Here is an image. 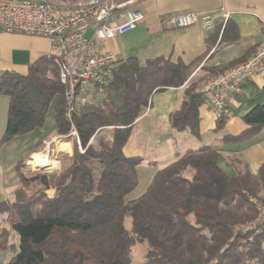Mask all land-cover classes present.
I'll list each match as a JSON object with an SVG mask.
<instances>
[{
  "label": "trees",
  "instance_id": "16d2710c",
  "mask_svg": "<svg viewBox=\"0 0 264 264\" xmlns=\"http://www.w3.org/2000/svg\"><path fill=\"white\" fill-rule=\"evenodd\" d=\"M196 66L162 57L117 61L105 88L73 106L66 103L54 56L38 59L25 75L0 73V95L8 98L0 145L44 127L52 108L53 133L74 130L83 150L74 142L71 155L57 158L59 170L29 176L21 170L25 159L17 160L20 187L11 202L0 201V215L19 239L6 264H130L136 242L147 244L145 264H264V222H254L250 202L264 201V164L256 173L244 166L229 176L211 146L189 149L158 169L141 196L126 200L138 185L142 159L125 156L123 148L140 109L154 93L182 86ZM203 103L186 88L168 116L170 127L199 137ZM242 121L248 131L238 141L264 128V103ZM224 122L223 115L217 118L216 132ZM9 237L0 231V252L13 248Z\"/></svg>",
  "mask_w": 264,
  "mask_h": 264
},
{
  "label": "crops",
  "instance_id": "0c3cea01",
  "mask_svg": "<svg viewBox=\"0 0 264 264\" xmlns=\"http://www.w3.org/2000/svg\"><path fill=\"white\" fill-rule=\"evenodd\" d=\"M136 8L144 16L142 22L130 32L101 42L104 52L112 53L117 61L131 57L140 64L158 57L172 63L197 64L182 86L154 93L149 106L140 109L123 148L125 156L142 159L137 167L138 176L140 169L146 170L151 181L155 172L172 162L177 154L201 146H211L216 150L217 165L229 176H236L237 170L244 166L256 173L264 164V128L243 141L236 138L248 131V126L242 121L243 116L264 103V75L258 74L241 83L239 92L222 114L225 122L217 132L218 117L205 103L198 109L199 137L173 130L168 116L179 106L186 88L191 86L199 93L207 78L217 70L216 64L220 68L237 64L264 44V0H140ZM220 10L228 12L227 21L218 20L209 31L200 25L175 28L169 24V19L178 14L195 12L201 15ZM226 23L231 25L228 30H225ZM50 45L46 38L0 30V73L27 74L32 63L50 56ZM7 105L8 98L0 95L1 135L6 123ZM52 127L49 128L51 131ZM74 141L71 137L57 145V150L61 154H70ZM152 151L158 154L153 155ZM158 160L164 162L160 164ZM54 163L57 164L54 171L59 170V161L56 159ZM3 186L2 179L0 188Z\"/></svg>",
  "mask_w": 264,
  "mask_h": 264
},
{
  "label": "built area",
  "instance_id": "2783aa9c",
  "mask_svg": "<svg viewBox=\"0 0 264 264\" xmlns=\"http://www.w3.org/2000/svg\"><path fill=\"white\" fill-rule=\"evenodd\" d=\"M140 0H0V30L6 33L46 38L50 56L58 68V80L68 106L101 92L111 79L116 57L104 52L100 43L134 30L144 19L136 7ZM228 12L196 14L186 12L172 16L175 28L200 25L209 31L218 20L226 22ZM264 44L245 60L220 68L211 74L199 94L216 117L227 110L230 100L244 81L264 75ZM84 96V97H83ZM73 136L80 152L79 139ZM63 136H58L61 138ZM256 210L255 223L264 222V201L251 197Z\"/></svg>",
  "mask_w": 264,
  "mask_h": 264
},
{
  "label": "rangeland",
  "instance_id": "374dc122",
  "mask_svg": "<svg viewBox=\"0 0 264 264\" xmlns=\"http://www.w3.org/2000/svg\"><path fill=\"white\" fill-rule=\"evenodd\" d=\"M76 1L78 0H67L69 3ZM51 125H53L52 108L49 109L46 115L44 127L36 129L37 131L33 134L29 133V135L17 136L9 143L0 145V181L3 179L4 182L3 188H0V201L7 200L11 202L14 198V192L20 187V183L14 172V164L17 159H25L24 167L21 170L26 176H29L32 173H46L54 171L56 168L55 166H57L54 161H56V159L59 158L61 154L57 150V145L70 140V138H73V136L62 135L63 137L58 138L60 135H53V132L49 129ZM41 132L42 134L38 135V133ZM75 144L77 145L76 142ZM36 153L45 155L47 158V163L44 166L33 164L32 155ZM71 154L72 152L68 155ZM151 154L157 155L158 152L152 151ZM163 162L164 161L162 160H158V163L160 164ZM147 172L148 171L146 170H139L138 185L129 195L126 196L127 201L137 199L145 191L147 185L150 182L149 174ZM47 194H52V190L47 191ZM124 226L128 230L131 228L130 216H126L124 218ZM3 229L9 231L10 244H12L13 248H8L6 251L0 252V264H6L11 259V257L16 255L19 241L17 233L11 230L8 223L6 222L5 214L0 215V231ZM146 251V243L136 242L131 248L130 264H145Z\"/></svg>",
  "mask_w": 264,
  "mask_h": 264
},
{
  "label": "bare ground",
  "instance_id": "6f19581e",
  "mask_svg": "<svg viewBox=\"0 0 264 264\" xmlns=\"http://www.w3.org/2000/svg\"><path fill=\"white\" fill-rule=\"evenodd\" d=\"M47 155V154H46ZM33 156V164L34 165H39V166H44L47 163V158L45 155H42L40 153H36Z\"/></svg>",
  "mask_w": 264,
  "mask_h": 264
}]
</instances>
